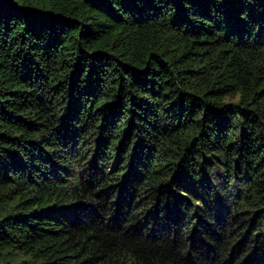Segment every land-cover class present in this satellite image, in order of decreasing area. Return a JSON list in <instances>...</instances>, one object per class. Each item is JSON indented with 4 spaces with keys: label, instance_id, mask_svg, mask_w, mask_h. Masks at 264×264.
Here are the masks:
<instances>
[{
    "label": "trees",
    "instance_id": "trees-1",
    "mask_svg": "<svg viewBox=\"0 0 264 264\" xmlns=\"http://www.w3.org/2000/svg\"><path fill=\"white\" fill-rule=\"evenodd\" d=\"M0 264H264V0H0Z\"/></svg>",
    "mask_w": 264,
    "mask_h": 264
}]
</instances>
